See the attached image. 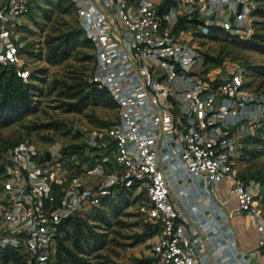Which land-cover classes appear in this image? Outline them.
Listing matches in <instances>:
<instances>
[{
    "label": "built area",
    "instance_id": "2783aa9c",
    "mask_svg": "<svg viewBox=\"0 0 264 264\" xmlns=\"http://www.w3.org/2000/svg\"><path fill=\"white\" fill-rule=\"evenodd\" d=\"M37 2L0 0V62L24 78L20 32ZM70 2L95 47L89 81L108 90L117 114L95 128L73 124L78 147L21 139L9 148L0 250L56 264L65 218L130 189L146 194V220L159 227L151 264H264V207L235 165L264 120V92L249 88L241 60L208 58L217 54L202 44L212 28L250 39L259 0ZM236 220L254 245L241 243Z\"/></svg>",
    "mask_w": 264,
    "mask_h": 264
},
{
    "label": "rangeland",
    "instance_id": "374dc122",
    "mask_svg": "<svg viewBox=\"0 0 264 264\" xmlns=\"http://www.w3.org/2000/svg\"><path fill=\"white\" fill-rule=\"evenodd\" d=\"M40 1L41 5L25 17L20 32L27 43L28 50H23L26 65L34 73L31 82L38 87V110L11 125L0 127V187L4 178L3 160L8 156L9 148L21 139L38 144L43 140L58 141L62 145L78 147L80 132L79 129L75 132L73 124L82 129L95 128L117 114L116 105H109V100L88 84L95 65V47L79 30L72 4L69 0ZM255 16L256 31L264 32L261 28L264 16L260 13ZM223 37L202 41L205 50L241 60L247 71L249 88L264 92V74H252V67L264 66V54L243 49L233 39ZM63 51L66 56L56 60ZM235 165L246 176L247 182L254 183L258 176L264 177V142L248 143ZM262 194L261 189L259 197L264 207ZM148 205L144 192L128 189L108 198L104 204L72 215L61 231V264H149L156 233L154 226L146 220ZM241 224L242 236L247 240L252 230L246 229L245 222ZM79 227L92 235L89 242L84 239L82 243L77 242ZM248 245H254V241ZM71 251L76 255L72 256ZM0 264L21 263L15 257L5 259L0 254Z\"/></svg>",
    "mask_w": 264,
    "mask_h": 264
},
{
    "label": "trees",
    "instance_id": "16d2710c",
    "mask_svg": "<svg viewBox=\"0 0 264 264\" xmlns=\"http://www.w3.org/2000/svg\"><path fill=\"white\" fill-rule=\"evenodd\" d=\"M44 1V0H43ZM70 2V0H69ZM42 1L38 0V2L33 6L30 14L35 11L40 5ZM70 4H72L70 2ZM73 6V4H72ZM255 13H260L262 16H264V0H259V5L255 9ZM257 21V20H256ZM78 26V25H77ZM79 28V27H78ZM261 28L264 29V20L262 21V26ZM80 31L84 34L83 30L79 28ZM209 32V35H212L214 38H218V30L216 28H212ZM208 35V36H209ZM85 38L90 41V39L84 34ZM235 43H237L240 47L243 49H253L258 51L261 54H264V32L256 31L253 33L250 39H233ZM91 42V41H90ZM92 43V42H91ZM94 46V44L92 43ZM27 43L23 47L24 49H27ZM57 49V48H56ZM28 50V49H27ZM65 52H61L56 56V60H60L62 57H65L64 55ZM225 54H222L220 56L218 55H206L208 58H213L214 60H221L222 56ZM256 69H253L252 67V74H257V75H262L264 74V66H255ZM254 70V71H253ZM33 72H30V76L28 78H24L22 75L18 74L17 68L15 65L12 64H4L0 62V127L3 126H8L16 121L20 120V118H23L31 113H34L38 110L37 106V100H36V91L38 87L31 82V78L33 77ZM251 74V75H252ZM91 86H93L94 89H96L99 93L104 96V98H107L109 100V105L115 106V102L113 98L111 97L110 93L106 89H100L97 88L94 84H92L90 81L88 82ZM103 98V99H104ZM77 105V103H76ZM264 120L262 123L258 126L256 129L255 133L246 139V144L248 146V143L250 142H259L262 143L264 142ZM246 146V149H247ZM245 149V150H246ZM1 168V166H0ZM5 168V162L3 160V166H2V172ZM243 177H246L244 174L241 173ZM254 184H258L259 188V194L261 193L262 189V195L264 198V177H259L255 179ZM256 182V183H255ZM264 200V199H263ZM106 202V201H105ZM104 202V203H105ZM103 203V204H104ZM73 216L66 217L65 220L62 222L60 228H59V235L57 237V242H56V264H61V255H60V245H61V240L63 238L62 236V229L65 225V223L71 219ZM154 226V225H153ZM154 232L158 233L159 232V227L154 226ZM77 242L82 243V240L84 239L85 242H89V240L92 239V235L86 233L85 229H81L79 227L78 232H77ZM0 254H3L5 259H10L11 257H15L20 261L21 264H25L23 261L22 256L20 254L10 248H2L0 250ZM72 256L76 255L72 253ZM153 257L150 258L149 264H151ZM79 263V262H78Z\"/></svg>",
    "mask_w": 264,
    "mask_h": 264
},
{
    "label": "crops",
    "instance_id": "0c3cea01",
    "mask_svg": "<svg viewBox=\"0 0 264 264\" xmlns=\"http://www.w3.org/2000/svg\"><path fill=\"white\" fill-rule=\"evenodd\" d=\"M226 185H225V183L223 182V183H221L220 184V189H219V191H218V195L220 196V197H225V194L227 193L226 192V187H225ZM233 205H234V202H233ZM236 223V227L239 229V231H240V238H241V243L243 244V245H248V243L249 242H247L244 238H243V236H242V233L244 232V229H241V223H239L237 220L235 221Z\"/></svg>",
    "mask_w": 264,
    "mask_h": 264
},
{
    "label": "water",
    "instance_id": "95a60500",
    "mask_svg": "<svg viewBox=\"0 0 264 264\" xmlns=\"http://www.w3.org/2000/svg\"><path fill=\"white\" fill-rule=\"evenodd\" d=\"M239 10H240V7H239Z\"/></svg>",
    "mask_w": 264,
    "mask_h": 264
}]
</instances>
